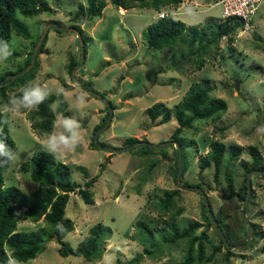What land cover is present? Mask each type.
<instances>
[{
	"label": "rangeland",
	"instance_id": "1",
	"mask_svg": "<svg viewBox=\"0 0 264 264\" xmlns=\"http://www.w3.org/2000/svg\"><path fill=\"white\" fill-rule=\"evenodd\" d=\"M47 1L50 10L33 17H20L28 26L31 39L40 36L48 24L70 25L71 16L78 6L81 3L86 6V0ZM106 1L108 5L102 15L82 25L86 35V54L75 72L78 78L89 81L88 85L103 99L88 94L80 85L71 82L73 78L70 79L67 71V61L73 52L79 59L78 39L72 32L60 34L51 26L47 30L45 51L37 58V78L33 81L48 88L64 90L67 99L65 95L63 97L71 116L76 114L77 96H86L84 115H77L85 130V138L62 161L71 165L73 180L80 183L86 180L79 167H84L90 176L97 174L99 177L94 187L93 205H85L76 194H70L67 216L74 221V230L66 239L75 246L88 236L91 225L103 222L101 257L91 261L82 257H62L58 253V243L49 240L35 259L21 263L11 259V264H116V260H130L142 252L144 247L140 241L148 248L154 242L157 249L151 248L153 255L144 254L133 264H175L183 259L187 240L167 244L163 239L173 233L172 223L181 230L193 220L204 224L196 234L204 227L206 229V256L219 247L213 260L201 264H264V175L251 177V195L244 209L252 225L250 244L239 250L227 247L213 225L206 226L201 195L177 186V173L174 177L175 139L171 137L173 129L178 126L176 104L187 95L191 84H201L209 90V97L225 101L224 110L207 119H195L191 127L182 129L179 134L183 144L182 149L179 146L180 153L185 155L187 164L179 181L183 185L184 181L199 184L212 205L213 213L223 217L222 232L225 238L226 232L233 243L226 238L227 242L245 244L247 224L242 223V216L239 217L244 200H239L237 192L242 184L244 167L254 161V156L260 161L258 168L254 169L264 170V127H261L264 126V0L253 16L249 30H236L221 37L206 48V54L195 52L197 44L190 47L178 42L163 50L147 47L142 30L154 21L157 11L139 6L118 8ZM214 1L218 0H182L177 6L163 7V11L186 25L200 27L210 18L212 22H219L221 6ZM31 39L12 34L6 47L11 53L21 54L15 60L0 62V72L5 68L15 69L18 62L22 63L32 46ZM236 80H239L238 90L235 89ZM66 86L70 89L65 90ZM23 87L8 90V100ZM105 101L114 109L110 107L111 120L108 128L98 134L99 142L121 148L128 146L134 137L160 147L152 150L142 145L120 152L93 148L90 143L95 134L94 127L104 125L107 119L109 108ZM153 104L167 106L171 119L154 125L145 110ZM36 110L15 115L4 113L16 153L15 162L4 174L5 186L15 185L26 193L35 190L38 182L31 179L30 171H22L21 166L35 152L44 150L42 145L47 138V134L33 129L32 124L39 120V116H35ZM55 114L56 119L62 116ZM213 140L221 141L225 146L216 181L213 164L203 171L199 167ZM176 189L179 193L174 196L171 207L163 209L160 201L164 192ZM231 191L234 195L229 198ZM139 222L145 225L141 226ZM38 227H44L46 234L52 231L41 220L36 224L22 220L17 225V229L27 232Z\"/></svg>",
	"mask_w": 264,
	"mask_h": 264
},
{
	"label": "trees",
	"instance_id": "2",
	"mask_svg": "<svg viewBox=\"0 0 264 264\" xmlns=\"http://www.w3.org/2000/svg\"><path fill=\"white\" fill-rule=\"evenodd\" d=\"M109 1L116 7L121 6L124 8H131L133 5L151 7L155 9L157 13L165 6H177L182 2V0ZM106 5V0H86V6L81 3L75 13L71 16L72 23L70 25L80 29L81 35L85 39V33L81 28V25L88 22L93 17L101 16L102 10ZM50 8L47 0H0V50L3 52L6 51L7 42L11 39L12 34L31 39L29 28L20 17L37 16L42 12L50 10ZM210 20H212V18L204 23L203 26L198 27L186 25L181 20L175 19L171 16H165L158 18L146 26L142 30V37L148 47L157 50H163L166 48L170 49L172 45L180 42L187 44L190 47L197 44L195 52L197 51L199 54H206V48L215 44L221 37L229 35L242 27L240 21L234 17L224 20L219 18V22H212L213 20ZM55 30L60 34L64 32L56 28ZM39 37L40 36L38 35L35 39H31L30 42L32 43V46L28 50L26 58L22 63L18 62L15 69L5 68L0 72V104L8 100V90L17 86H26L29 82H33L37 78L36 76L39 66L37 58L40 53L45 51L44 45L46 43L47 33L39 46L32 68L19 77L12 80L10 79L13 74L20 72L29 64L33 48ZM229 39H232V37L229 36ZM20 54L21 52L18 53L13 51L7 59L10 61L15 60L16 56H19ZM85 54L86 42H84V55ZM78 60L79 59L75 58L74 52L68 55L67 71L70 79H72L71 71L78 63ZM94 74L96 75L97 72ZM75 77L79 80L83 89H89L99 94L98 91H95V89L88 85L89 81L78 78L77 75H75ZM71 82H73V79ZM64 89L68 90L70 87L66 86ZM208 93L209 90L201 84H191L187 91V95L176 104L175 120L176 123H178V126L173 129L171 137L172 139H175L174 141L178 143L181 149L183 144L181 143V139H179V134L182 129L191 127L192 122L195 119L210 118L216 113L224 110L226 107L224 100L220 98H211ZM19 95H21V91L17 94V96ZM54 104L55 109L53 110V107L49 106ZM167 109L168 108L159 104H153L146 109V113L154 125H160L171 119L170 113H168ZM55 113L61 114L64 117H71V114L67 110V102L63 95L53 94L49 96L44 103L39 105L35 112V116H39V120L32 124L33 129L43 134L50 133L53 130V122L56 120ZM104 118L103 122L105 120ZM97 128L98 126L96 128L94 127L93 131L95 132ZM0 140L6 143V145L14 151L15 143L9 134L7 120L5 119L4 113H0ZM135 141H137L136 138H131L128 144ZM90 144L93 148H97L93 140ZM209 145L210 150L207 155L201 158L199 167L200 171H203L213 164V177L216 181L221 171L225 146L223 142L218 140L211 141ZM142 147L153 150L151 146ZM175 152L176 171L174 177L178 169L177 149H175ZM232 156L233 154L231 157ZM181 158V177H183L184 171L187 168L185 155L183 153L181 154ZM253 158L254 161L251 162L250 165H245L244 167L242 184L240 191L237 192V196L241 201L244 200L247 191L246 174L249 170L258 168L260 162L257 160L256 156ZM9 166L10 164L0 166V264H11V259L12 262L14 261L16 263L35 259L45 248V244L49 240H54L58 243V253L62 257H82V259L86 261L100 258L103 250V222L97 221L91 225L88 230V236L80 239L75 246H72L69 240L66 239L67 235L74 230V221L67 216V206L71 200L70 194H76L85 205H93L95 202L94 187L99 176L96 174L92 177L84 167H79L86 180L82 183L73 180L71 176L72 167L70 164L64 163L63 161H57L45 150H39L21 166L22 171H30L31 179L38 182V186L35 190L26 193L15 185L5 186L4 174L8 171ZM229 179L230 178L227 177L226 181L228 187L231 188V181ZM184 185L199 186L197 183H190L188 181H184ZM177 193H179V189L164 192V197L160 201L163 209L168 210L171 207L173 198ZM232 195H234V192L231 191L228 197L231 198ZM208 203L213 217L221 229H223V217L219 218L216 216L213 213L212 205L209 201ZM203 207L206 226L210 227L212 226V223L208 217L204 200ZM239 217H241V215ZM22 220L32 221L35 224L41 220L49 225L52 228V231L46 234L44 227H38L36 230L29 232L19 230L17 229V225ZM242 223L246 225L243 219ZM139 225L143 226L145 224L139 222ZM202 226H204L202 222L194 220L190 221L188 225L181 230L177 228L175 223L171 224L173 233L163 239L164 243L175 244L179 240H187V248L184 257L175 264H201L213 260V255L219 250V247L214 248L213 252L206 256L205 241L208 240V235L205 227L196 234V231ZM148 233H150V231H148ZM225 235L228 241L233 243L226 232ZM140 242L144 247L142 252L137 253L130 260H116V264H133L134 262L140 261L144 254L153 255V250L151 248L155 247V249H157L156 244L151 242L149 246L150 248H148L144 242Z\"/></svg>",
	"mask_w": 264,
	"mask_h": 264
},
{
	"label": "clouds",
	"instance_id": "3",
	"mask_svg": "<svg viewBox=\"0 0 264 264\" xmlns=\"http://www.w3.org/2000/svg\"><path fill=\"white\" fill-rule=\"evenodd\" d=\"M134 6H138V5H133L131 8H133ZM119 7L124 8L121 6H119ZM124 9H130V8H124ZM161 12H163L166 16H168V14H166L162 9L160 12L157 13V19L162 18V17H159V14ZM59 26H62V25H59ZM67 26H73V25H67ZM240 28L238 30H240ZM64 32H67V31H64ZM80 32H81V30H80ZM82 38H83V41L85 42L84 37H82ZM78 47H79V59H80V46H78ZM10 55H11V52H8V51H4L3 53H0V62L6 60ZM78 62H79V60H78ZM73 82H75V81L73 80ZM78 85L81 86V84H78ZM53 94L65 95V99H67V94L64 90L52 89V88L42 86L39 83L29 82L26 86H24L21 89V95H19V96L12 95L9 97V100L6 104L0 105V113H7L9 115H15L16 113H20L22 111L35 110L39 107L40 104L44 103L49 98V96H51ZM105 102H106V104L109 105V106L107 105L109 109H111V108L114 109V106L112 104L108 103V101H105ZM76 103H77V107L75 110L76 114H74L71 117H64V116L58 117L53 122V130L47 134V138L42 145L43 149L46 152H48L49 154H51L53 156V158L57 161H62L68 153L75 151L76 147L79 146L85 138L84 137V131L85 130L82 128L79 119H77V115H79V116L84 115V109L87 106L86 96L83 94L77 96ZM49 107H53V105H50ZM164 107L168 108L167 106H164ZM108 114H109V111H108ZM102 126L103 125H100L96 130H98ZM108 126H107V128H108ZM261 127H264V126H261ZM107 128H105L104 130H106ZM93 138H94V136H93ZM131 138H134V137H131ZM97 141H98V136H97ZM140 141L147 142L145 140H139V139H137V141H135V142H140ZM170 141L171 140H169L168 142H170ZM135 142H133V143H135ZM174 142H176V141H174ZM98 143H101V142L98 141ZM133 143H131V144H133ZM101 144L108 146V144H106V142H102ZM131 144H127V145L129 146ZM137 146H142V145H137ZM144 146H147V145H144ZM134 147H136V146H134ZM134 147H132V148H134ZM151 147L155 148L153 146H151ZM178 147H179V145H178ZM97 148H100V147H97ZM116 148H119V147H116ZM132 148H130V149H132ZM175 148H176V146H175ZM102 149H107V148H102ZM107 150H109V149H107ZM127 150H129V149H127ZM109 151H111V150H109ZM111 152H120V151H111ZM15 159H16V153L11 148H9L6 145V143H4L2 140H0V166H3L5 164L14 163ZM251 190H252V188H251Z\"/></svg>",
	"mask_w": 264,
	"mask_h": 264
},
{
	"label": "water",
	"instance_id": "4",
	"mask_svg": "<svg viewBox=\"0 0 264 264\" xmlns=\"http://www.w3.org/2000/svg\"><path fill=\"white\" fill-rule=\"evenodd\" d=\"M54 27L58 30H61V31H67V32H73L76 34L77 36V39H78V42H79V46H80V59H79V62L73 67L72 71H71V76L73 78V80L80 84V82L76 79L75 77V72L76 70L82 65L83 63V60H84V41H83V38H82V35H81V32L80 30L75 27V26H59L57 24H54V23H51V24H48L45 29L43 30L42 34L40 35V37L38 38L37 40V43L35 44L34 48H33V51H32V55H31V60L29 62V64L23 69L21 70L20 72H17L15 74H13L11 76V80L12 79H15L17 77H19L20 75H22L23 73L29 71L32 66L34 65V62H35V59H36V56H37V53H38V49H39V46L41 45L42 43V40L43 38L45 37L46 33H47V30H48V27ZM1 84V82H0ZM235 89L238 90L239 89V80H236L235 82ZM86 92L90 95H93L95 97H99L100 99H103L102 96H100L98 93H95L89 89H85ZM108 105V104H107ZM109 106V105H108ZM111 116H112V112H111V109H109V114H108V117L106 119V122L105 124L100 127L98 130H96L95 134H94V143L97 147H100V148H107L111 151H126L127 149H130L134 146H137V145H149V146H153L155 148H158L160 147V145H157V144H149L147 142H143V141H140V142H135L129 146H125V147H122V148H116V147H110V146H106V145H103L101 143H98L97 141V136L99 134V132L103 131L105 128H107V126L109 125L110 123V119H111ZM167 143H170V142H167ZM173 144L176 146L177 148V151H178V171H177V174H176V177H175V182L177 184V186L179 188H182V189H186V190H193V191H196V192H199L201 197L203 198L204 200V204H205V208L207 210V214H208V217L215 229V231L217 232V234L219 235V237L221 238L222 242L224 243L225 246L227 247H231V248H234V249H245L248 247V245L250 244V241H251V236H252V225L250 224V222L248 221L246 215H245V207H246V204L250 198V195H251V177L254 175V174H261V175H264V170H260V169H251L247 172L246 174V187H247V191H246V196L244 198V201H243V204L241 206V216L242 218L245 220L246 224H247V232H246V236H247V241L245 244L243 245H234V244H230L227 242V239L225 238L223 232H222V229L220 228V226L218 225V223L216 222L215 218L213 217L211 211H210V208H209V203H208V199H207V195L206 193L199 187V186H188V185H183L180 183V176H181V170H182V158H181V153H180V149L178 147V144L176 142L173 141Z\"/></svg>",
	"mask_w": 264,
	"mask_h": 264
},
{
	"label": "built area",
	"instance_id": "5",
	"mask_svg": "<svg viewBox=\"0 0 264 264\" xmlns=\"http://www.w3.org/2000/svg\"><path fill=\"white\" fill-rule=\"evenodd\" d=\"M263 0H218L214 3H218L221 6L222 20L229 19L231 17L236 18L241 23V31H247L252 27V19L256 14ZM165 14L161 12L159 17H164Z\"/></svg>",
	"mask_w": 264,
	"mask_h": 264
},
{
	"label": "crops",
	"instance_id": "6",
	"mask_svg": "<svg viewBox=\"0 0 264 264\" xmlns=\"http://www.w3.org/2000/svg\"><path fill=\"white\" fill-rule=\"evenodd\" d=\"M107 5H108V4H107ZM107 5H106V6H107ZM103 10H104V9H103ZM102 12H103V11H102ZM156 19H157V15L154 16V21H155ZM81 27H82V25H81ZM72 55H73V54H72Z\"/></svg>",
	"mask_w": 264,
	"mask_h": 264
}]
</instances>
